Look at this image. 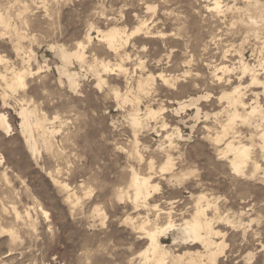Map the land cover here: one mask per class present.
<instances>
[{
	"label": "rangeland",
	"instance_id": "rangeland-1",
	"mask_svg": "<svg viewBox=\"0 0 264 264\" xmlns=\"http://www.w3.org/2000/svg\"><path fill=\"white\" fill-rule=\"evenodd\" d=\"M219 1L220 8L214 9L215 0H0V113L12 127L9 132L0 129V264H154L142 255L150 246L147 232L169 221L179 227L195 212L201 195L207 217H215L218 264H246L249 255L253 258L247 264H264V120L238 118L226 136L223 130L231 110L224 95L236 87L246 92L248 108L238 105L241 113L250 111L258 98L264 108L263 86H255L252 72L244 73L240 65L241 58L250 65L264 58V25L249 22L247 0ZM110 27L120 28L124 39L112 49L99 33ZM58 44L86 59L73 57L65 66ZM101 61L110 68L104 70ZM94 65L105 79L102 85ZM223 65L231 71H217ZM65 67L80 75L77 85L67 81ZM256 69L264 81V71ZM15 74L24 75V86H12ZM140 79L149 81L145 90L138 87ZM199 96L195 106L175 112L180 103ZM22 108L29 112V127ZM150 108L159 110L151 120L145 115ZM132 111L144 117V128L132 126ZM234 136L255 148L245 172L235 171L232 155L224 153ZM29 138L35 152L28 147ZM169 155L174 165L163 170ZM135 173L151 181L149 194L137 201L131 181ZM176 233L168 230L159 238L173 256L183 255L181 264L198 250V264H210L203 244L180 238L173 242Z\"/></svg>",
	"mask_w": 264,
	"mask_h": 264
},
{
	"label": "bare ground",
	"instance_id": "bare-ground-1",
	"mask_svg": "<svg viewBox=\"0 0 264 264\" xmlns=\"http://www.w3.org/2000/svg\"><path fill=\"white\" fill-rule=\"evenodd\" d=\"M142 1H144V0H142ZM222 1V0H221ZM248 1V8H246L247 9V11H248V19H249V22H251L252 24H254L255 26H260V25H264V3L263 2H261L260 0H247ZM141 2V1H140ZM166 2H167V0H166ZM144 3V2H143ZM245 3V2H244ZM166 4V3H165ZM168 4V3H167ZM220 4H221V2L219 1V0H215V6H212L214 9H218V8H220ZM227 4V3H226ZM214 5V4H213ZM243 6V5H242ZM246 6V5H245ZM222 7V6H221ZM228 7V6H227ZM244 7V6H243ZM149 8H151L150 6H149ZM209 8V7H208ZM233 8H235L234 7V3H233ZM148 9V8H147ZM205 9V8H204ZM226 9H228V8H226ZM253 9H255L257 12H256V14H252V12H251V10H253ZM150 10V9H149ZM153 10V9H152ZM151 10V11H152ZM234 10V9H233ZM238 10V9H237ZM240 10V9H239ZM219 11V10H218ZM230 11V10H229ZM245 11V10H244ZM153 12H154V10H153ZM152 12V13H153ZM173 12V11H172ZM233 12V11H232ZM254 12V11H253ZM144 13V12H143ZM150 13V12H149ZM151 13V14H152ZM166 13V12H165ZM170 13V12H169ZM168 13V14H169ZM210 13V12H209ZM213 13V12H212ZM146 14V13H145ZM172 14V13H171ZM177 14V13H176ZM234 14H236V13H234ZM155 15H156V12H155ZM170 15V14H169ZM175 15V14H174ZM212 15H214V14H212ZM216 15H217V13H216ZM215 15V16H216ZM218 15H219V13H218ZM241 15H242V12H241ZM247 15V14H246ZM152 16H153V14H152ZM244 17H245V15H243ZM142 17H144V15H142ZM146 17V16H145ZM171 17V16H170ZM212 17V16H211ZM234 17V16H233ZM138 18V17H137ZM218 18V17H217ZM230 18V17H229ZM238 18V17H237ZM241 18V17H240ZM6 19H7V17H6ZM143 19V18H142ZM141 19V20H142ZM152 19V18H151ZM154 19V18H153ZM214 19V18H213ZM220 19V18H219ZM219 19H218V21H219ZM235 20H237L236 18H234ZM1 20H3V17H1L0 16V21ZM141 20H139V21H141ZM145 20V19H144ZM158 20V19H157ZM171 20V19H170ZM215 20V19H214ZM221 20V19H220ZM223 20H224V18H223ZM238 20H239V18H238ZM243 20H244V18H243ZM242 20V21H243ZM8 21V20H7ZM173 21V20H172ZM176 21V20H175ZM216 21V20H215ZM222 21V20H221ZM220 21V22H221ZM225 21V20H224ZM232 21V20H231ZM154 22V21H153ZM177 22H178V17H177ZM177 22H176V24H177ZM185 22V21H184ZM219 22V23H220ZM148 23V22H147ZM155 23V22H154ZM160 23V22H159ZM227 23H229V22H227ZM245 23V22H244ZM243 22L242 23H240V25L241 24H244ZM141 24H143V23H141ZM146 24V23H145ZM179 24V23H178ZM182 24V23H181ZM186 24V23H185ZM213 24V23H212ZM216 24V23H215ZM225 24V23H224ZM234 24V23H233ZM232 24V25H233ZM235 24H237L236 23V21H235ZM250 24V23H249ZM144 25V24H143ZM155 25V24H154ZM214 25V24H213ZM239 25V26H240ZM140 26V25H139ZM173 26V25H172ZM179 26V25H178ZM182 26V25H181ZM187 26V25H186ZM212 26V25H211ZM218 26V25H217ZM224 26V25H223ZM238 26V27H239ZM244 26V25H243ZM246 26H248V25H245V27ZM147 27V26H146ZM162 27H163V25H162ZM165 27V26H164ZM174 27H176V26H174ZM204 27V26H203ZM208 27V26H207ZM249 27V26H248ZM135 28V27H134ZM133 28V29H134ZM149 28V27H148ZM153 28L155 29L156 27L155 26H153ZM178 28V27H177ZM213 28V27H212ZM224 28V27H223ZM232 28V27H231ZM241 28V27H240ZM260 28V27H259ZM262 28V27H261ZM124 29V28H123ZM153 29V30H154ZM180 29V28H179ZM217 29V28H216ZM243 30H244V28H242ZM253 29H254V27H253ZM140 29H138V31H139ZM144 30V29H143ZM153 30H152V32H153ZM176 30V29H175ZM185 30H187V27H186V29ZM228 30H230V28L228 29ZM133 31V30H132ZM136 31V30H135ZM134 31V32H135ZM142 31V30H141ZM147 31V30H146ZM150 31V30H149ZM161 31V30H160ZM163 31H164V29H163ZM222 31H224V30H222ZM227 31V30H226ZM234 31H235V29H234ZM239 31V30H238ZM155 32V31H154ZM157 32V31H156ZM197 32H198V30H197ZM201 32V31H200ZM219 32H221V31H219ZM241 32V31H240ZM239 32V33H240ZM243 32V31H242ZM260 32V31H259ZM99 33H101L100 35L102 36V38H104L105 39V41H107V43L109 44V46H110V48L111 47H114L116 44H117V42L119 41V39L121 38V40H122V30L120 29V28H118V27H110V28H108L107 30H99ZM165 33V32H164ZM171 33V32H170ZM251 33V32H250ZM255 33V32H254ZM125 34V33H124ZM133 34H135V33H133ZM145 34V33H144ZM149 34H150V32H149ZM152 34V33H151ZM155 34V33H154ZM169 34V33H168ZM174 34V33H173ZM176 34H178V33H176ZM175 34V35H176ZM187 34V33H186ZM201 34V33H200ZM199 34V35H200ZM205 34V33H204ZM222 34H223V32H222ZM236 34H237V32H236ZM247 34V33H246ZM249 34V33H248ZM256 34V33H255ZM261 34V33H260ZM88 35V34H87ZM128 35V34H127ZM132 35V34H131ZM136 35H138V34H136ZM182 35V34H181ZM190 35V34H189ZM194 35V34H193ZM198 35V34H197ZM215 35V34H214ZM237 35H239V34H237ZM243 35V34H242ZM253 35V34H252ZM257 35V34H256ZM149 36H151V35H149ZM155 36H156V34H155ZM234 36V35H233ZM255 36V35H254ZM165 37V36H164ZM163 37V38H164ZM169 37V36H168ZM179 37H180V35H179ZM183 36H181V38H182ZM189 37V36H188ZM219 37H220V35H219ZM228 37V36H227ZM227 37L226 38H224V40L225 39H227ZM237 37V36H236ZM244 37V36H243ZM252 37V36H251ZM261 37H262V35H261ZM89 38V37H88ZM99 38V37H98ZM130 38V37H129ZM175 38V37H174ZM212 38H214V37H212ZM211 38V39H212ZM221 38V37H220ZM231 38H232V36H231ZM238 38V37H237ZM91 39V38H90ZM103 39V40H104ZM187 39V38H186ZM210 39V38H209ZM216 39V38H215ZM241 39V38H240ZM243 39H245V38H243ZM120 40V41H121ZM124 40V39H123ZM122 40V41H123ZM165 40H167V39H165ZM221 40V39H220ZM246 40H247V38H246ZM251 40V39H250ZM249 40V41H250ZM253 40V39H252ZM184 41V40H183ZM190 41V40H189ZM188 41V42H189ZM218 41V40H217ZM242 41V40H241ZM240 41V42H241ZM245 41V40H244ZM249 41H248V43H249ZM91 42V41H90ZM186 42V41H185ZM252 42V41H251ZM256 42V41H255ZM254 42V43H255ZM260 42V41H259ZM122 43V42H121ZM125 43V42H124ZM132 43V42H131ZM171 43V42H170ZM191 43V42H190ZM212 43V42H211ZM253 43V44H254ZM80 46L83 44V43H78ZM123 44V43H122ZM127 44V43H126ZM125 44V45H126ZM172 44V43H171ZM203 44V43H202ZM205 44V43H204ZM215 44V43H214ZM226 44V43H225ZM107 45V44H106ZM190 45V44H189ZM206 45V44H205ZM205 45H202V46H205ZM210 45V44H209ZM239 45H240V43H239ZM54 46V45H53ZM56 46V45H55ZM128 46V45H127ZM144 46V45H143ZM171 46V45H170ZM201 46V47H202ZM219 46V45H218ZM224 46V45H223ZM237 46V45H236ZM263 46H264V44H263ZM120 47H123L122 45L120 46ZM207 47V46H206ZM209 47V46H208ZM232 47V46H231ZM51 48V47H50ZM53 48V47H52ZM55 48V47H54ZM53 48V49H54ZM184 48V47H183ZM196 48V47H195ZM226 48V47H225ZM254 48V47H253ZM257 48V47H256ZM261 48H262V46H261ZM264 48V47H263ZM262 48V49H263ZM56 49H57V54L59 53V55H60V57L62 58V62H64L65 63V66L67 65V64H69L70 62H71V60H72V58L73 57H76V58H78L80 61H82L83 59H86V58H84V54L83 53H81L80 51H69L68 49H66L65 48V45L63 46V44L62 45H59L58 44V46L56 47ZM112 49V48H111ZM114 49V48H113ZM120 49V48H119ZM118 49V50H119ZM171 49V48H170ZM169 49V50H170ZM174 49V48H173ZM210 49V48H209ZM208 49V50H209ZM222 49V48H221ZM221 49H220V52H221ZM261 49V50H262ZM109 50V49H108ZM124 50H126V49H124ZM176 50V49H175ZM202 50V49H201ZM227 50V49H226ZM242 51H243V49H241ZM256 49H254V51H255ZM260 50V51H261ZM173 51V50H172ZM217 51V50H216ZM235 51V50H234ZM116 52V51H115ZM131 52V51H130ZM174 52V51H173ZM186 52V51H185ZM205 52V51H204ZM228 52V51H227ZM251 52H253V51H251ZM85 53V52H84ZM119 53V52H118ZM122 53V52H121ZM127 53V52H126ZM126 53H124V54H126ZM193 53V52H192ZM215 53V52H214ZM226 53V52H225ZM224 53V54H225ZM18 54V53H17ZM21 54V53H20ZM123 54V53H122ZM174 54V53H173ZM244 54V53H243ZM259 54V53H258ZM264 54V53H263ZM188 55V54H187ZM203 55V54H202ZM216 55V54H215ZM222 55V54H221ZM262 55V54H261ZM260 55V56H261ZM120 56V55H119ZM128 56H130V55H128ZM213 56H214V54H213ZM229 56V55H228ZM241 56H242V53H241ZM59 57V56H58ZM123 57V56H122ZM121 57V58H122ZM127 57V56H126ZM140 57V56H139ZM208 57V56H207ZM219 57V56H218ZM253 57V56H252ZM190 58H191V56H190ZM200 58V57H199ZM215 58V57H214ZM224 58V57H223ZM3 59V58H2ZM136 59H138V58H136ZM203 59V58H202ZM255 59V58H254ZM259 59V58H258ZM31 60V59H30ZM169 60V59H168ZM214 60V59H213ZM216 60V59H215ZM25 61H27V60H25ZM125 61V60H124ZM139 61V60H138ZM195 61V60H194ZM227 61V60H226ZM248 61H249V59H248ZM248 61L246 62L243 58H241V60H240V65H241V67H242V69H243V72L245 73H247V72H252V83L253 84H255V86L257 85V84H260L261 86H263V88H264V81L262 80H260L259 79V77H258V73H257V69H256V66H259L263 71H264V58H261L260 60H259V64L258 65H255L254 63V65H250L249 63H248ZM85 62H86V60H85ZM143 62H144V60H143ZM183 62V61H182ZM216 62H218V61H216ZM238 62H239V60H238ZM256 62V61H255ZM99 63V62H98ZM138 63V62H137ZM190 63V62H189ZM199 63V62H198ZM202 63V62H201ZM213 63V62H212ZM83 64V63H82ZM123 64H125V63H123ZM200 64V63H199ZM198 64V65H199ZM217 64V63H216ZM238 64V63H237ZM62 65H64L63 63H62ZM97 65V64H96ZM99 65V64H98ZM117 65V64H116ZM138 65V64H137ZM146 65V64H145ZM229 65V64H228ZM228 65H223V66H221V67H218V68H216L217 69V71L218 70H222L223 72L224 71H231V69H230V67L228 66ZM232 65V64H231ZM234 65V64H233ZM95 66V65H94ZM100 66L101 67H103L104 68V70H108L109 68H110V66H109V64H107V63H105L104 61H101L100 62ZM119 66V65H118ZM139 66H140V64H139ZM142 66H144V65H142ZM142 66H141V68H142ZM187 66V65H186ZM190 66V65H189ZM216 66V65H215ZM64 67V66H63ZM151 67V66H150ZM240 67V68H241ZM92 68V67H91ZM97 68V66H95V67H93V70L94 71H96V74L97 75H95V77L96 76H98L97 78L99 79L98 81V83H99V85H102V83H104L105 82V79H102V76H100V74H99V71L96 69ZM120 68H121V66H120ZM208 68V67H207ZM234 68V67H233ZM165 69H166V67H165ZM186 69V68H185ZM184 69V70H185ZM189 69V68H188ZM212 69V68H211ZM216 69H214V70H216ZM241 69V70H242ZM62 70V69H61ZM102 70V69H101ZM115 70V69H114ZM120 70V69H119ZM187 70V69H186ZM189 70H191V69H189ZM15 71V70H14ZM21 71V70H20ZM92 71V70H91ZM113 71V70H112ZM122 71V70H121ZM125 71H126V69H125ZM137 71V70H136ZM143 71H144V68H143ZM149 71V70H148ZM183 71V70H182ZM237 71H239V70H237ZM61 72V71H60ZM145 72V71H144ZM232 72H234V70L232 71ZM20 73V72H19ZM62 73H65L66 75H67V77H68V79H67V81L69 80L70 81V84H72V85H77V77H80V75L79 76H77V73H75V72H70L68 69H66V67L64 68V72H62ZM218 73V72H217ZM262 73V72H261ZM264 73V72H263ZM262 73V74H263ZM85 74V73H84ZM93 74H95V73H93ZM137 74V73H136ZM158 74V73H157ZM157 74H155V75H157ZM160 74V73H159ZM167 73H165V75H166ZM170 74V73H169ZM175 74V73H174ZM173 74V75H174ZM177 74V73H176ZM192 74V73H191ZM194 74V73H193ZM200 74V73H199ZM219 74V73H218ZM226 74V73H225ZM243 74V73H242ZM8 75V74H7ZM138 75V74H137ZM149 75V74H148ZM168 75V74H167ZM172 74H170V76H171ZM195 75H197V74H195ZM216 75V74H215ZM233 75V74H232ZM260 75V74H259ZM6 76V75H5ZM108 76V75H107ZM140 76H142L141 74H140ZM189 76V75H188ZM191 76V75H190ZM201 76H202V74H201ZM211 76V75H210ZM213 76V75H212ZM211 76V77H212ZM228 76V75H227ZM263 76V75H262ZM7 77V76H6ZM66 77V76H65ZM147 77V76H146ZM163 76H161V78H162ZM175 77H176V75H175ZM191 77H193V76H191ZM219 77H221V76H219ZM222 77H224V76H222ZM237 77V76H236ZM138 78V77H137ZM166 78V77H165ZM170 78V77H169ZM171 78H172V76H171ZM235 78V77H234ZM14 82H13V84H12V86H14L15 88L17 87L16 85H20V86H24L25 85V79H24V75L23 74H15V76H14ZM127 79V78H126ZM150 79V78H149ZM155 79V78H154ZM193 79V78H192ZM212 79V78H211ZM227 79V78H226ZM236 79V78H235ZM156 80V79H155ZM164 80V79H163ZM173 80V79H172ZM178 80V79H177ZM217 79H215V81H216ZM232 80V79H231ZM6 81H7V79H6ZM68 81V82H69ZM132 81V80H131ZM154 81V80H153ZM167 81V80H166ZM170 81V80H169ZM176 81V80H175ZM191 81V80H190ZM67 82V83H68ZM138 82V81H137ZM148 82L149 81H147L146 79H140L139 80V82H138V87H139V89L140 90H145L146 89V85L148 84ZM163 82V81H162ZM172 82V81H171ZM179 82V81H178ZM185 82V81H184ZM230 82V81H229ZM243 82H246V80L245 81H243ZM249 82V81H248ZM151 83H152V81H151ZM177 83V82H176ZM197 83V82H196ZM220 84H221V81L219 82ZM219 83H217V84H219ZM154 84H156L155 82H154ZM153 84V85H154ZM163 84V83H162ZM171 84V83H170ZM185 84V83H184ZM205 84V83H204ZM241 84V83H240ZM246 84V83H245ZM152 85V84H151ZM168 85H169V82H168ZM176 85V84H175ZM213 85V84H212ZM225 85V84H224ZM227 85H228V83H227ZM229 85H231L230 83H229ZM247 85H249V84H247ZM117 86V85H116ZM167 86V85H166ZM242 86V85H241ZM100 87H102V86H100ZM246 87V86H245ZM12 88V87H11ZM78 88V87H77ZM103 88V87H102ZM129 88V87H128ZM132 88V87H131ZM193 88H194V85H193ZM197 88V87H196ZM229 88V87H228ZM14 89V88H13ZM133 89V88H132ZM137 89V88H136ZM135 89V90H136ZM153 89V88H152ZM172 89H173V87H172ZM227 89V88H226ZM231 89V88H230ZM245 89V88H244ZM15 90V89H14ZM17 90V89H16ZM134 90V89H133ZM139 90V91H140ZM154 90V89H153ZM174 90V89H173ZM176 90V89H175ZM13 91V90H12ZM118 91V90H117ZM116 91V92H117ZM228 91V90H227ZM106 92V91H105ZM111 92V91H110ZM129 92V91H128ZM128 92H126V93H128ZM137 92V91H136ZM211 92V91H210ZM244 92V91H243ZM242 92V88L240 87V86H238V87H236L234 90H233V92L232 93H227V94H225L224 96L225 97H227V99L229 100V103L231 104V110H230V113L229 112H227V113H229L228 114V123L226 124L225 123V126L223 127V130H224V135L226 134V132H228V130L230 129V128H232V125H233V123L238 119V118H241V119H245V120H249V119H252L253 117H255V116H260V118L261 119H263L264 120V108L260 105V103H259V98H258V100L255 102L256 103V105L255 106H251V105H249V107L251 106V109H250V111H248V112H245V113H241L240 111H239V109H238V105H242V107H246V104H245V101H244V96L243 95H245V93H243ZM118 93V92H117ZM117 93H116V95H117ZM126 93H124V95L126 94ZM133 93H134V91H133ZM151 93V92H150ZM219 93V92H218ZM223 93H225V92H223ZM251 93V92H250ZM256 93H257V91H256ZM111 94H113V93H111ZM141 94H142V92H141ZM140 94V95H141ZM149 94V93H148ZM207 94V93H206ZM221 94V93H220ZM264 94V93H263ZM129 95V94H128ZM133 95V94H132ZM144 95V94H143ZM154 95V94H153ZM200 95V94H199ZM203 95V94H202ZM201 95V96H202ZM130 96H131V94H130ZM149 96V95H148ZM251 96V95H250ZM255 96V95H254ZM253 96V97H254ZM258 96V95H257ZM120 97V96H119ZM123 97V96H122ZM133 97V96H132ZM136 97H137V95H136ZM204 97H205V95H204ZM220 97V96H219ZM256 97V96H255ZM260 97V96H259ZM139 98V97H138ZM141 98H142V96H141ZM153 98V97H152ZM200 98H202V97H200L199 96V98H193V97H191L188 101V103H186L187 101H184V102H182V103H180V105H178L177 107L178 108H176L175 109V112L178 114V112H180V111H182V110H185L186 109V107L188 108L189 106H192V105H194V104H196V102L200 99ZM221 98V97H220ZM134 99V98H133ZM132 99V100H133ZM140 99V98H139ZM144 99V98H143ZM161 99V98H160ZM166 99H168L167 97H166ZM181 99V98H180ZM205 99V98H204ZM208 99V98H207ZM217 99V98H216ZM255 99V98H254ZM5 100V99H4ZM116 100V99H115ZM127 100H129V98H128V96H126L125 98H124V102L125 101H127ZM135 100V99H134ZM142 100V99H141ZM147 100H148V98H147ZM150 100V99H149ZM153 100V99H152ZM157 100V99H156ZM177 100H178V98H177ZM187 100V99H186ZM209 100V99H208ZM224 100V99H223ZM251 100V99H250ZM253 100V99H252ZM120 101H121V99H120ZM169 101V100H168ZM175 101V100H174ZM211 101V100H210ZM5 102V101H4ZM123 102V103H124ZM149 102V101H148ZM147 102V103H148ZM178 102V101H177ZM200 102V101H199ZM223 102V101H222ZM6 103V102H5ZM128 103H130L129 101H128ZM127 103V104H128ZM135 103V102H134ZM137 103V102H136ZM136 103H135V105H136ZM139 103V102H138ZM141 103V102H140ZM152 103H154V102H152ZM225 103V102H224ZM116 104L118 105V103L116 102ZM133 104V103H132ZM131 104V105H132ZM150 104V103H149ZM226 104V103H225ZM250 104V103H249ZM123 105V104H122ZM126 105V104H125ZM164 105V104H163ZM118 106H120V105H118ZM128 106H130V105H128ZM134 106V105H133ZM146 106V105H145ZM149 105H147V107H148ZM195 106V105H194ZM198 106V105H197ZM248 106V105H247ZM121 107V106H120ZM160 107H161V105H160ZM167 107H168V105H167ZM244 107V108H245ZM162 108V107H161ZM189 108H191V107H189ZM246 108H248V107H246ZM245 108V109H246ZM123 109V108H122ZM133 109V108H132ZM132 109H130L129 108V110H132ZM137 109V108H136ZM138 109H139V107H138ZM147 109V108H146ZM172 109H174V108H172ZM197 109V110H196ZM195 110V112H197L198 111V109H200L199 107H197ZM203 109V108H202ZM241 109V108H240ZM128 110V111H129ZM134 110V109H133ZM139 110H141V109H139ZM138 110V111H139ZM224 110V109H223ZM222 110V111H223ZM31 111V110H30ZM159 111V110H158ZM158 111H157V109H153V108H150L146 113H145V115H146V117L149 119V118H155V116H156V114L158 113ZM220 111V110H219ZM123 112V111H122ZM200 112V111H199ZM142 113H144V111L142 112ZM173 113H174V111H173ZM204 113V112H203ZM29 114V112H28V110H27V108H25V109H23L22 108V111H21V115H22V117H23V123H24V125L25 126H30V123H29V120H28V118H27V115ZM128 114V113H127ZM164 114V113H163ZM184 114V113H183ZM189 114V113H188ZM211 114V113H210ZM221 114V113H220ZM219 114V115H220ZM180 115V114H179ZM197 115H199V114H197ZM29 116V115H28ZM128 116V115H127ZM195 116V115H194ZM200 116V115H199ZM204 116V115H203ZM207 116V115H206ZM222 116H223V114H222ZM31 117H32V115H31ZM129 117H130V121H131V124H132V126L135 128V129H138L139 127H142L143 126V118L144 117H141V115H140V113H138L137 111H135V112H133L132 111V113H129ZM157 117V116H156ZM160 117H161V115H160ZM182 117V116H181ZM195 117H197V116H195ZM209 117V116H208ZM211 117V116H210ZM214 117V116H213ZM125 118H127V117H125ZM159 118V117H158ZM190 118V117H189ZM188 118V119H189ZM214 118H217V117H214ZM225 118V117H224ZM39 119H41V117L39 118ZM160 119V118H159ZM198 119V118H197ZM226 119V118H225ZM32 120V119H31ZM47 120V119H46ZM146 120V119H145ZM149 120H151V119H149ZM154 120H156V119H154ZM163 120V119H162ZM165 120V119H164ZM181 120V119H180ZM185 120H187V119H185ZM214 120H216V119H214ZM256 120V119H255ZM48 121V120H47ZM46 121V122H47ZM153 121V120H152ZM157 121V120H156ZM155 121V122H156ZM183 122H184V120H182ZM206 121V120H205ZM211 121V120H210ZM243 121V120H242ZM251 121V120H250ZM146 122V121H145ZM148 122V121H147ZM154 122V121H153ZM158 122V121H157ZM165 122V121H164ZM163 122V123H164ZM190 122V121H189ZM196 122H197V120H196ZM198 122H199V120H198ZM224 122V121H223ZM244 122V121H243ZM150 123V122H149ZM161 123V122H160ZM166 123V122H165ZM147 124V123H146ZM158 124V123H157ZM222 124V123H221ZM151 125V124H150ZM191 125V124H190ZM212 125V124H211ZM235 125H237V124H235ZM234 125V126H235ZM45 126H46V124H45ZM214 126V125H213ZM132 127V128H133ZM146 128H147V126H145ZM148 127H149V124H148ZM155 127H156V129H157V126L155 125ZM185 127V126H184ZM187 127V126H186ZM246 127V126H245ZM252 127V126H251ZM12 127H11V125L9 124V122H8V119H7V115L5 114V113H0V129L1 130H3V131H6V132H9V131H11L10 129H11ZM143 128H144V126H143ZM142 128V129H143ZM145 128V129H146ZM150 128V127H149ZM177 129H178V127H176ZM240 128H242V127H240ZM36 129V128H35ZM144 129V130H145ZM181 129V128H180ZM191 129V128H190ZM211 129V128H210ZM217 129V128H216ZM235 129V128H234ZM233 129V130H234ZM238 129V128H237ZM244 129H246V128H244ZM247 129H249V128H247ZM256 129V128H255ZM41 130V129H40ZM139 130V129H138ZM160 130H162V129H160ZM166 130V129H165ZM183 130V129H182ZM214 130H215V128H214ZM236 130V129H235ZM253 130V129H252ZM55 131V130H54ZM53 131V132H54ZM134 131H136V130H134ZM192 131H193V125H192ZM213 131V130H212ZM237 131V130H236ZM235 131V132H236ZM254 131V130H253ZM252 131V132H253ZM51 132V131H50ZM142 132V131H141ZM166 132V131H165ZM170 132H172V131H170ZM214 132V131H213ZM216 132V131H215ZM214 132V133H215ZM217 132H219V131H217ZM234 132V133H235ZM137 133V132H136ZM178 133H179V136L178 137H181L182 138V134H181V132L179 131V129H178ZM237 133H238V131H237ZM253 133H256V132H253ZM33 134V133H32ZM49 134H52V132L51 133H49ZM54 134V133H53ZM133 134V133H132ZM139 133H137V135H138ZM169 134V133H168ZM172 134V133H171ZM176 134V133H175ZM191 134V133H190ZM178 135V134H177ZM213 135V134H212ZM223 135V136H224ZM242 135H243V133H242ZM250 135V134H249ZM253 135V134H252ZM32 136V135H31ZM41 136V135H40ZM48 136V135H47ZM134 136V135H133ZM172 136V135H171ZM174 136V135H173ZM223 136H221V137H223ZM226 136V135H225ZM254 136V135H253ZM135 137V136H134ZM213 137V136H212ZM214 137H215V134H214ZM220 136L218 137V139H219V143H220V141H221V138ZM251 137V136H250ZM257 137V136H256ZM137 138H139V137H137ZM165 138V137H164ZM187 138V137H186ZM189 138V137H188ZM236 138H237V136H234L233 137V139L231 138V140L230 141H226V146H225V148H224V153H226V155L228 154H231L232 155V159H231V166H232V168L235 170V171H237V172H241V171H244L243 169H245V167L247 166V165H249L248 163L252 160V156H251V150H254L255 148H253L252 149V147L250 146V145H248V144H245V143H243L242 141H237L236 140ZM239 139H240V137H238ZM249 138V137H248ZM27 139V138H26ZM167 139V138H166ZM173 139V138H172ZM171 139V140H172ZM180 139V138H179ZM185 139V138H184ZM211 139V138H210ZM217 139V140H218ZM230 139V138H229ZM259 138H257V140H258ZM261 139H262V144H261V147H262V150L264 151V132L261 134ZM32 140V139H31ZM30 140V138H29V140H27V144H28V147L32 150V151H36L38 148H37V146L35 145V144H33L32 142H30L31 141ZM48 140V139H47ZM174 140V142H175V139H173ZM187 140V139H186ZM243 140V139H242ZM49 141V140H48ZM137 141V143L139 142L138 140H136ZM163 141V140H162ZM252 141H253V138H252ZM171 143H172V141H170ZM212 142V141H211ZM246 142V141H245ZM163 143V142H162ZM177 143V142H176ZM175 143V144H176ZM179 143V142H178ZM218 143V142H217ZM250 143V142H249ZM164 145V144H163ZM166 145V144H165ZM168 145V144H167ZM170 145V144H169ZM168 145V146H169ZM178 145V144H177ZM217 145V144H216ZM174 146V145H173ZM158 147H159V144H158ZM162 147V146H161ZM175 147V146H174ZM167 148V147H166ZM168 148H170V147H168ZM173 148V147H172ZM159 149V148H158ZM162 149H164V148H162ZM171 149V148H170ZM218 149V148H217ZM135 150V149H134ZM160 150H161V148H160ZM178 150V149H177ZM166 151H167V149H166ZM256 151V150H255ZM257 151H261V150H257ZM132 152H133V150H132ZM175 152V151H174ZM138 153H139V151H138ZM141 153V152H140ZM157 153V152H156ZM161 153V152H160ZM165 153V152H164ZM171 153V152H170ZM142 154V153H141ZM176 154V153H175ZM181 155V154H180ZM220 155V154H219ZM256 155H257V153H256ZM136 156H138V155H136ZM222 156V155H221ZM255 156V155H254ZM167 157V156H166ZM177 157V156H176ZM256 157V156H255ZM254 157V159H257V158H255ZM261 157V156H260ZM151 158V157H150ZM164 158H165V155H164ZM167 161L165 162V164H164V166L162 167V169L163 170H168V169H172V167H173V159H172V157L169 155L167 158ZM180 159V158H179ZM226 159H228L227 157H225V158H223V160H225V161H227ZM259 159V158H258ZM144 160H145V158H144ZM259 161V160H258ZM154 162V161H153ZM163 162V161H162ZM142 163V162H141ZM146 163V162H145ZM255 163V162H254ZM155 164V163H154ZM259 164V163H258ZM261 164V163H260ZM146 165V164H145ZM176 165H177V163H176ZM229 166V165H228ZM251 166H253V165H251ZM250 166V167H251ZM152 167V166H151ZM230 167V166H229ZM249 167V168H250ZM256 168L258 167V165H256L255 166ZM231 168V167H230ZM247 168H248V166H247ZM253 168V167H252ZM251 168V169H252ZM250 169V170H251ZM260 169V168H259ZM161 170V169H160ZM234 170H233V172H234ZM136 172V171H135ZM151 172V171H150ZM155 172V171H154ZM167 172V171H166ZM171 172V171H170ZM173 172H175V171H173ZM245 172V171H244ZM247 172V171H246ZM258 172V171H257ZM264 172V171H263ZM232 173V172H231ZM236 173V172H235ZM251 173V172H250ZM260 173V172H259ZM163 174V173H162ZM169 174V173H168ZM173 174V173H172ZM242 174V173H241ZM254 175V174H253ZM259 175V174H258ZM184 176V175H183ZM247 177V176H246ZM130 178H132V176L130 177ZM179 178V177H178ZM178 178H176V179H178ZM171 179V178H170ZM175 180V179H174ZM179 180H181V178L179 179ZM132 181V184H133V186H134V190H135V193H134V199H135V201H137V200H139V199H141V198H143V197H145L147 194H149V188H150V186H151V181H150V177H147V176H140L139 174H134V176H133V180H131ZM169 181V180H168ZM172 181V180H171ZM68 190V189H67ZM122 194H123V192H122ZM128 194H129V192H128ZM71 196V195H70ZM123 196V195H122ZM131 196V195H130ZM206 196V195H205ZM150 198V197H149ZM204 198V195H201V196H199L198 197V199H197V207H196V210H195V212L192 214V215H190V218H186L185 220H184V222L182 223V224H180V226L179 227H177L174 223H173V221H169V223H168V225H165V226H155L156 225V223H154L155 225V227L154 228H152L150 231H148L147 233H148V236H149V238H150V246L146 249V250H144L143 252H142V255H145L146 256V260L147 261H149V262H152V263H154V264H167L168 263V261L170 260V262H171V264H181L182 263V258H183V255H177V256H173L174 254H172L171 253V251L170 250H168V249H166L165 248V246L163 245V243L161 242V240H160V238H159V236H161L162 234H165L168 230H177V233L174 235L175 237H173L174 238V240H173V242L177 239L178 240V238H180V239H183V240H185V241H190V242H193V244H195V243H201V245L203 244V246L206 248V253H207V256H208V258H209V262H210V264H218V262H217V259H218V256L220 255L219 253H220V248H221V243H219L218 244V246H217V250H215L213 247H214V245H216L217 244V242H215L214 240H213V237H214V235H216V234H218V232H217V230H215L214 229V227H213V219L215 218H210V217H207V214H206V211H207V208H205L204 206H202V205H200L201 204V202H202V199ZM144 203V202H143ZM148 203V202H147ZM203 204V203H202ZM205 205V204H204ZM212 205H214V204H212ZM216 206V205H215ZM214 206V207H215ZM138 207V206H137ZM135 208H136V206H135ZM210 208H212L211 206H210ZM137 209V208H136ZM158 209V208H157ZM161 209V208H160ZM209 210V209H208ZM213 210V209H212ZM215 210H217V209H215ZM214 210V211H215ZM217 212V211H216ZM133 218V217H132ZM131 218V219H132ZM147 219V218H146ZM136 220V219H135ZM134 221V220H133ZM149 222V221H148ZM229 222V221H228ZM231 222V221H230ZM131 223V222H130ZM134 224V223H133ZM179 224V223H178ZM133 226V225H132ZM135 226V225H134ZM133 226V227H134ZM153 226V225H152ZM137 227H139V225L137 226ZM141 228V227H140ZM143 229H144V227H143ZM135 230V229H134ZM139 230V229H138ZM146 230V229H145ZM140 232H141V230H140ZM220 234V233H219ZM217 237V236H216ZM176 240V241H177ZM168 247H169V245H168ZM200 252V250H198V253H197V251H196V253L197 254H195V255H190V257H189V260H188V263L189 264H198L199 262H198V256H201V254L202 253H199ZM194 254V253H193ZM219 254V255H218ZM186 255V254H185ZM143 258V257H142ZM253 258V255L251 256V255H249V258H248V260H251ZM144 260V259H143ZM247 260V262H246V264L247 263H250L249 261ZM187 263V264H188ZM203 264H204V262H202ZM206 263V262H205ZM145 264V263H144ZM151 264V263H150Z\"/></svg>",
	"mask_w": 264,
	"mask_h": 264
}]
</instances>
